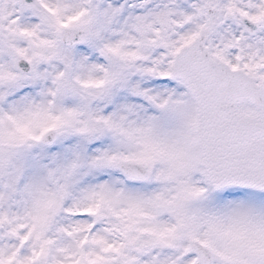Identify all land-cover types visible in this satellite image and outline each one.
<instances>
[{
  "label": "snow or ice",
  "instance_id": "obj_1",
  "mask_svg": "<svg viewBox=\"0 0 264 264\" xmlns=\"http://www.w3.org/2000/svg\"><path fill=\"white\" fill-rule=\"evenodd\" d=\"M0 264H264V0H0Z\"/></svg>",
  "mask_w": 264,
  "mask_h": 264
}]
</instances>
